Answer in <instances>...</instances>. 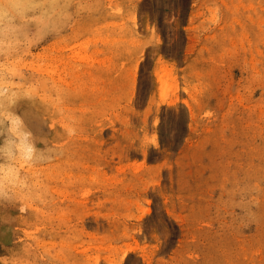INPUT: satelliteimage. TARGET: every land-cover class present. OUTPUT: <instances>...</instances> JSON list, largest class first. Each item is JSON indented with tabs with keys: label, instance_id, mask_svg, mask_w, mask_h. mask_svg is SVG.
Returning <instances> with one entry per match:
<instances>
[{
	"label": "rangeland",
	"instance_id": "374dc122",
	"mask_svg": "<svg viewBox=\"0 0 264 264\" xmlns=\"http://www.w3.org/2000/svg\"><path fill=\"white\" fill-rule=\"evenodd\" d=\"M0 78V264H264V0H0Z\"/></svg>",
	"mask_w": 264,
	"mask_h": 264
},
{
	"label": "bare ground",
	"instance_id": "6f19581e",
	"mask_svg": "<svg viewBox=\"0 0 264 264\" xmlns=\"http://www.w3.org/2000/svg\"><path fill=\"white\" fill-rule=\"evenodd\" d=\"M6 76V75H5ZM4 81H5V79H4ZM6 82H8V81H6ZM5 82H3V80L0 78V84L1 85H3ZM1 87V86H0ZM0 89H2V88H0ZM12 95V94H11ZM3 101H5V96H3L2 98H1ZM175 103H171V104H169L170 106H173Z\"/></svg>",
	"mask_w": 264,
	"mask_h": 264
}]
</instances>
